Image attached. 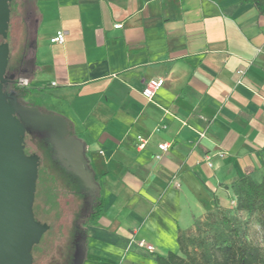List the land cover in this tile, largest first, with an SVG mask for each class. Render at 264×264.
I'll return each instance as SVG.
<instances>
[{"label": "crops", "instance_id": "1", "mask_svg": "<svg viewBox=\"0 0 264 264\" xmlns=\"http://www.w3.org/2000/svg\"><path fill=\"white\" fill-rule=\"evenodd\" d=\"M34 2L27 98L67 120L104 203L82 264L179 253V229L215 200L233 209L235 179L262 177L264 14L244 0Z\"/></svg>", "mask_w": 264, "mask_h": 264}, {"label": "water", "instance_id": "2", "mask_svg": "<svg viewBox=\"0 0 264 264\" xmlns=\"http://www.w3.org/2000/svg\"><path fill=\"white\" fill-rule=\"evenodd\" d=\"M11 1L0 0V36L4 40L9 32ZM9 55V44L3 41L0 43V264H33L32 249L49 225L35 219L33 206L41 160L36 153H26V133L51 132L49 142L61 165L77 176L91 195L99 184L87 166L82 144L69 134L64 117L23 104L13 92L4 91ZM85 248L86 236L77 247L76 264H82Z\"/></svg>", "mask_w": 264, "mask_h": 264}, {"label": "rangeland", "instance_id": "3", "mask_svg": "<svg viewBox=\"0 0 264 264\" xmlns=\"http://www.w3.org/2000/svg\"><path fill=\"white\" fill-rule=\"evenodd\" d=\"M16 1L17 5L11 14L9 36L6 40L10 49V62L7 67L10 73H17L22 61L29 63L30 46L34 40L37 25V14L33 1ZM3 41L5 40L0 37V43ZM29 99L26 98V101ZM46 138L40 131L27 132L25 136L26 153H36L41 160L35 193V216L38 220H44L50 225L42 235L40 242L34 245L32 254L34 264H69V261L71 262V259L76 256L75 241L79 239L83 226L88 225L83 224L89 215V210L83 208L84 193L88 188L54 158ZM48 189H51L50 192ZM48 197L53 200H48ZM238 214L244 221L250 219L251 237L262 242V232L256 216L253 215L250 218L247 213ZM86 251L87 244L84 258Z\"/></svg>", "mask_w": 264, "mask_h": 264}, {"label": "trees", "instance_id": "4", "mask_svg": "<svg viewBox=\"0 0 264 264\" xmlns=\"http://www.w3.org/2000/svg\"><path fill=\"white\" fill-rule=\"evenodd\" d=\"M32 1L35 8V2ZM244 1L252 3L261 14H264V0ZM16 3V0H12L10 3V19L15 5H17ZM18 70L15 81L7 78L4 83V91L6 93L13 92L23 104L38 106L43 111L49 112V110L39 106L35 98L26 101L27 97L35 94L36 88L17 84L19 78L24 77L26 74V62L23 63L22 61L18 66ZM68 129L69 134L72 135L69 123ZM45 140L51 149L52 145L49 139L46 138ZM261 157L264 167V145L261 149ZM230 188L234 192L236 206L233 209H228L215 200L214 207L204 216L195 219L191 228L187 230L179 229L177 237L179 253L173 251L166 254L155 253L156 264H264V171L259 181L251 175H243L232 181ZM93 196L87 224L96 222L104 207L99 188L94 191ZM47 199L52 198L48 197ZM240 212L247 213L250 218L253 215L256 216L262 232V242L251 237L249 232L250 219L245 221L241 219L238 214Z\"/></svg>", "mask_w": 264, "mask_h": 264}, {"label": "built area", "instance_id": "5", "mask_svg": "<svg viewBox=\"0 0 264 264\" xmlns=\"http://www.w3.org/2000/svg\"><path fill=\"white\" fill-rule=\"evenodd\" d=\"M116 26H119V25H116ZM64 39H65L64 35L62 34V35H58V36L52 38L51 41L52 42L63 43ZM238 72L241 73V74L244 73L243 70H239ZM20 83H21V85H27L28 81L26 79H24V78H21L20 79ZM164 83H165V80L162 77H156V78L150 79L146 83L145 87L142 90L143 96L146 97L148 100H151L155 96V94L158 92V90L164 85ZM141 146H144V143L141 144ZM159 148L162 151H166L167 148H168V145L166 143H161V144H159ZM219 155L223 156V154H219ZM157 157L159 158L160 154H158ZM206 160H207L208 165H210V166L213 165L210 156H207ZM138 245L145 246L149 251L153 250V246L148 244L145 240L139 241Z\"/></svg>", "mask_w": 264, "mask_h": 264}, {"label": "flooded vegetation", "instance_id": "6", "mask_svg": "<svg viewBox=\"0 0 264 264\" xmlns=\"http://www.w3.org/2000/svg\"><path fill=\"white\" fill-rule=\"evenodd\" d=\"M18 72H19V70H18ZM18 72H17V73H15V72L10 73L9 71H7L6 78H8V80L15 81V77L17 76ZM21 78H22V77H20V79H21ZM20 79H19L18 82H17V84H19V85H21V83H20ZM7 91H9V89H7ZM53 132H55V131H53ZM50 134H51V132H49V131H44V132H43V135H45L48 139H49V137H50ZM51 150H52V155H53L54 158H55V151L52 149V147H51ZM28 154H31V153H28ZM56 160H57L59 163H61L58 159H56ZM85 194H87V195H85ZM84 199H85V203H84V207H83V208L89 210V213H88V214H90V212H91V207H92L91 201L94 199V196L90 194V191H89L88 189H86V192L84 193ZM34 204H35V201H34ZM33 208H34V206H33ZM34 214H35V210H34ZM35 219L38 220V219L36 218V216H35ZM88 219H89V215H88V217L86 218V220L83 222L84 225H87V224H85V223H88ZM38 221H40V222H42V223H45L44 220H38ZM47 224H48V223H47ZM48 225H49V224H48ZM49 227H50V225H49ZM85 236H86V239H87V227H84V226H83V230H81V235L79 236V239H76V241H75V244H74V248H75V250H77V247H80V243H81L82 239H83ZM77 251H78V250H77ZM76 253H77V252H76ZM32 255H33V254H32ZM78 255H79V254H78ZM78 255L74 256V257L71 259V262L69 261V264H76L77 259H78V258H77ZM33 264H34V255H33Z\"/></svg>", "mask_w": 264, "mask_h": 264}]
</instances>
